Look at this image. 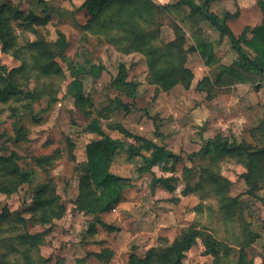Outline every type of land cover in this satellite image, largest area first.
Wrapping results in <instances>:
<instances>
[{
  "label": "rangeland",
  "instance_id": "rangeland-1",
  "mask_svg": "<svg viewBox=\"0 0 264 264\" xmlns=\"http://www.w3.org/2000/svg\"><path fill=\"white\" fill-rule=\"evenodd\" d=\"M151 1L173 5L179 0ZM85 2L0 0L11 28L9 50H3L0 39V89L5 88L7 83L2 78L9 76L10 71L27 67L25 74L29 72L17 77L22 91L19 98L11 97L7 102L0 100V154L16 153L21 164L32 172L29 179L20 180L7 176L4 166L0 165V182L5 181V185L0 186V213L9 214L2 226L0 251L6 255L3 260L8 264H129L133 255L144 258L151 248L173 243L187 228L194 226L200 233L207 232L231 246V257L223 259V256L215 258L206 254L204 237L199 236L187 252L184 264H215L217 261L221 264H264V157L255 170L254 184L244 177L248 169L237 156H226L212 164L215 172L230 181L229 205L231 200H237L230 215L227 208H221L222 202L215 188L209 182H201L203 167L209 166L210 161L201 157L189 158L201 150L208 137L218 134L237 143L247 141L252 148H263L264 131L260 127L264 122L263 102L254 99V105L250 100L243 106L246 120L239 119L241 122L225 118V114L232 116L233 113L223 112L215 118L217 113H213L207 122L200 118L198 123L190 118V108L194 103L196 107L202 106L204 98L181 92L179 108L171 114L164 104L157 103L159 94H154V87L147 83L149 71L145 56L135 50L128 51V41L124 40L126 34L115 24L110 33H99L97 28L87 29L93 18ZM158 14L153 25L146 28L151 27L149 29L153 31L157 24L163 23L165 31L169 32L173 25L171 21L176 20L189 35L186 43L189 47L194 23L188 20L186 11L164 8L162 15ZM31 15L39 17L41 22L30 25L28 18ZM210 25L208 23L207 34L216 41L218 34ZM61 37L65 44L64 57L55 60L61 72L58 76L40 75L33 70L35 61L28 50L29 43L38 40L56 43ZM223 49H227V45ZM86 60L102 66L104 71L98 79L81 75L83 100H77L66 94L67 87L74 79L73 65L76 62L84 64ZM121 63L129 70V80L137 84L135 105H132L129 89H117L112 84ZM263 80L261 76L251 83L249 91L255 90L258 82L262 87ZM33 94L40 98L35 99ZM125 104L131 106L130 112L122 106ZM97 117L104 123L106 134L114 139L138 147L141 143L135 136H141L165 143L181 156L178 163L173 161L170 168L166 167L170 170H165V165L161 164L151 174L140 172L145 166L142 158L130 159L123 150L117 154L115 170L129 180L126 190L130 193V201H134V207L127 211V238L119 235L122 229L109 232L102 224L95 223L94 215L76 208L78 174L87 162V145L99 139L86 127L91 118ZM218 118L226 125L218 126L221 125ZM176 120L180 124L178 130L171 128ZM116 125L124 126L132 136H124L115 130ZM247 160L245 157V162ZM157 174L172 178L170 183L174 190L154 185L153 176ZM187 183L195 189L187 192ZM44 187L47 192H41L40 196L44 202L47 200L50 213L46 224L42 220L47 215L32 211L39 199L38 193ZM117 207L106 213H113ZM99 217L101 219V215ZM98 228L93 235V230ZM246 230L258 238L242 255L239 241L246 236ZM25 234H41V238L35 245L22 249L20 235ZM107 237H113V249L108 246Z\"/></svg>",
  "mask_w": 264,
  "mask_h": 264
},
{
  "label": "trees",
  "instance_id": "trees-1",
  "mask_svg": "<svg viewBox=\"0 0 264 264\" xmlns=\"http://www.w3.org/2000/svg\"><path fill=\"white\" fill-rule=\"evenodd\" d=\"M214 1L179 0L176 4L163 6L151 0H86L84 4L88 7L94 22L91 21L87 29L92 30L93 28H97L99 29V33H110L113 31L112 25L118 26L126 34V39L124 40L128 41V51L135 50L145 56L149 71V75H147L148 83L155 85L158 93L161 91L168 92L178 84H183L185 88H189L194 75L186 66L187 56L190 52L197 49L186 47V34L174 20L171 23L173 24L172 28L175 30L176 39L167 44L160 39L161 28L164 26L163 23L157 24L156 30L153 29V31L149 29L151 27L146 28V26L153 25L156 14L160 13L157 16H161L164 8L169 10L178 6L190 7L192 14L198 13L205 21L211 23L219 31L221 39L227 38L230 41L232 47L239 54V61L236 65L243 69L241 72L234 66L227 67L222 65L218 68V73L214 80L209 77L201 80L197 89L199 91H207L208 99H211L215 96V86L227 83L224 81L226 75L233 77V81L237 79L242 82H249L246 73L250 75L258 74L264 77V1H259L258 3L263 12L262 23L253 29L246 28L239 37L233 33L228 24V21L234 18L233 15L224 13L222 16H219L211 11V5ZM28 20H30V25L41 22L36 15H31ZM8 21L9 18L5 15V7H0V39L3 41V50H9L10 46L11 28L8 25ZM249 33L252 35L251 38L248 37ZM62 38L56 43L39 40L29 43L28 50L32 53V58L35 61L33 70L38 71L40 75L44 76H58L57 74L61 70L55 60L58 57H64L65 44L62 42ZM210 47L211 45L206 41L198 43V49L202 52L203 57L207 58V64H210L209 58L211 55H208ZM27 70V67H19L10 71L8 73L9 76L6 78H2L7 84L4 89H0L1 101L7 102L11 97L19 98L22 91H20L21 85L17 77L18 75L29 74V72L25 74ZM72 70L74 79L69 83L66 94L77 100H81L83 98L81 75L87 74L94 79H98L101 77L104 68L86 60L84 64L76 62ZM112 84L117 89H129L128 94L133 99L132 105H135L137 84L129 80V70L125 63L119 65V74ZM33 96L35 99L40 98L35 94ZM122 106L125 107L127 112H130V105L125 104ZM260 127L264 131V122ZM86 128L89 133L97 134L99 139L87 145V162L83 164V168L78 174L79 194L75 202L76 208L88 215H94L95 223L102 224L108 231H114L117 229L102 222L99 216L115 208L121 202L124 191L129 185L127 178L111 172V166L117 152L121 150L125 151L130 159L142 158L145 166L140 168V172L151 174L152 169L161 164L165 165V170H170L166 169V167L169 166L170 168V165L174 164V162L175 164L178 163L181 160V156L141 136H135V139L141 143L138 147L133 144H125L121 139H114L106 134L104 123L100 117L91 118ZM114 129H118L124 136H132L122 125H116ZM230 155L237 156L240 163L246 164L245 166H247L248 171L244 177L248 182L254 184L257 177L255 170H258L261 158L264 157V147L261 149L258 147L252 148L251 144L247 141L237 143L218 134L206 140L200 151L189 156V158L201 157L204 160L208 159L210 161L209 166L203 167L200 175L201 182H209L215 188V193L220 197V201L222 202L221 208H227L228 215L233 214L237 200H231L229 205L230 197L227 192L230 181L220 173L215 172L211 166L217 159ZM245 157L248 159L247 162H245ZM0 165L4 166L7 176L19 177L20 180H27L31 177L32 172L21 164V158L16 153H11L8 156L0 154ZM185 170L189 169L185 168ZM153 177L154 185L160 184L169 189V191L174 190L173 185L170 183L173 180L172 178H159L156 175ZM4 183L5 181H1L0 186L5 185ZM186 188L187 192L195 189L189 183H187ZM41 192L46 193L47 187H44L38 193L39 199H36L32 211L33 213H37V211L42 212V216L47 215L42 220V223L46 224L49 222L50 213L46 207L48 202L47 200L44 202L41 198ZM3 213H0V244L3 240L1 238L4 230H2L3 222L9 218L8 213ZM20 221H22L21 218ZM96 232L94 229L92 234L94 235ZM200 232L197 228L191 226L173 243L164 247L151 248L147 251L144 258H138L133 255L129 264H184L183 261L186 258L187 252L193 247L199 236L204 237L206 254L212 255L215 258H222L221 256H223V259L231 257V246L214 238L207 232V235ZM39 238H41V234L34 236L27 234L20 235L21 248L25 249L28 245H35L39 242ZM257 238L252 231L246 230V236L239 241V251H241L242 255H244L246 247ZM5 256L0 251V264H8L6 260H3ZM26 256L28 255L26 254ZM215 264H221V262L217 261Z\"/></svg>",
  "mask_w": 264,
  "mask_h": 264
},
{
  "label": "crops",
  "instance_id": "crops-1",
  "mask_svg": "<svg viewBox=\"0 0 264 264\" xmlns=\"http://www.w3.org/2000/svg\"><path fill=\"white\" fill-rule=\"evenodd\" d=\"M259 1H264V0H215L211 5V11L219 16H222L224 13H229L233 15L234 18L229 20L228 24L231 30L233 31V33L237 37H239L243 34L246 28L253 29L262 23L263 12L261 8L259 7V4H258ZM197 3L199 2L197 1ZM234 3H236L237 10H236V6L234 5ZM166 5H171V4H166ZM175 9H181L183 11H186L187 16L189 18L188 20L194 23V29L192 30V33H191L192 43L191 45H189V47L186 45L187 48L194 47L195 49H197L196 51H192L193 54H190L191 52L189 53L190 55L188 54L189 57L186 62V66L192 71L194 78L189 88H185L183 84H178L168 92L161 91L159 93L156 91L155 85H150L147 82L150 86L154 87V90H155L154 94L155 93L159 94L157 98V103L164 104V106L169 108L171 114H174V112L177 111V109L179 108V105L181 102L179 96L182 95L181 92H185L188 94V96L193 94V95H198L200 97L202 96L204 98L203 100L204 102L202 103V106L196 107L195 103L194 105H191L190 110L192 112V115L190 118L194 120L195 122L197 121L198 123H200V118L203 121L207 122V120L208 119L210 120V118L213 116V113L214 114L217 113L216 116L214 115V118H215V117H220L219 113H223V112L231 113V114L233 113L232 116H228L225 114V118L227 119L231 118L232 120H237V119L246 120V117H244L243 115L245 112V110L243 109V106H246L247 104H249L250 100L252 104L254 105V99H256L257 102L261 100L263 102L262 104H264V100H263L264 99V80H263L262 87H259L261 83L258 82L257 88L255 90L249 91L250 90L249 85L253 83L254 81H256L257 79H259V77H261L260 75L258 74L250 75L249 73H246L247 77L249 78V82H242L237 79L233 81L232 80L233 77L226 75L224 77V81L227 83L222 84L220 86H215V96H213V98L211 99H208L207 91H199L197 89L199 82L203 80L205 77H209L212 80H214L218 73V68L222 65L227 66V67L234 66L237 68L238 71L242 72L243 69L236 65L237 62L239 61V54L232 47V44L227 38L221 39L219 31L211 23H209L208 21H205L201 17V15H199L198 13L192 14V9L190 7L178 6ZM175 22L185 32L186 37H187V42H189V38H188L189 35L187 31L185 30V28L178 21L175 20ZM200 23H204V24L200 25ZM208 23L211 24L210 26L214 28L213 30L217 32L218 34L217 36L219 38L218 40L214 41V39L208 36L207 34V29L209 28ZM170 30L171 31L166 32L165 26L161 28L160 39L162 42L166 44L173 42L176 39L175 30L172 27L170 28ZM164 32L166 33L164 34ZM248 37L251 38L252 35L249 33ZM201 41H206L211 45L210 50L208 52V55H211L209 58L210 64H207L206 62L207 58H204L202 55V52L198 49V43ZM224 45H227V49L225 50L223 49ZM137 98H138V90H137ZM164 99H165V103H164ZM218 122L219 124H221L218 126L226 125V123H223L220 120V118H218ZM179 127H180V124L178 120H176L171 125L172 129L178 130ZM211 138H213V136L208 137L206 140L211 139ZM153 142H155L156 144L160 146L165 147L166 149L174 153V151L170 149L169 145L165 143L159 144L156 141H153ZM118 153L119 151L117 152V154ZM117 154H116L114 161L117 159V156H118ZM125 154L127 155L126 152ZM114 161L111 166V172L113 174L121 176L115 170L116 168L114 165ZM155 167L152 169L153 172H156ZM156 176L159 178L161 177L159 176V174H157ZM127 191L128 190L124 191L123 199L118 204V207L113 211V213H104L101 215L102 222L108 225H111L115 227L116 229H119V228L122 229L119 235H122L123 238H127V235L129 234L128 232L129 228L126 225L127 223L126 221H128V217H129L128 212L131 211V209L134 207V203H133L134 201H130L129 199L130 193H128ZM98 231H99V228L97 229V232ZM114 232H117V231H114ZM112 239L113 237H107V240L109 242L108 246L110 248H112L111 247ZM102 240H105V239H102Z\"/></svg>",
  "mask_w": 264,
  "mask_h": 264
}]
</instances>
